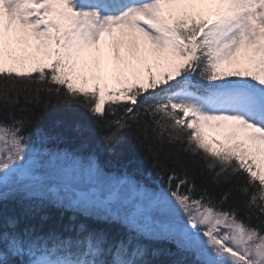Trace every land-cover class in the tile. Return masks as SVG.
Segmentation results:
<instances>
[{
    "label": "snow or ice",
    "instance_id": "obj_1",
    "mask_svg": "<svg viewBox=\"0 0 264 264\" xmlns=\"http://www.w3.org/2000/svg\"><path fill=\"white\" fill-rule=\"evenodd\" d=\"M73 106L108 151L133 137L157 182L48 147L44 114ZM54 165L90 194L48 180ZM8 201L0 264H152L160 242L171 264H264V0H0ZM46 207L72 213L62 230L20 226Z\"/></svg>",
    "mask_w": 264,
    "mask_h": 264
},
{
    "label": "trees",
    "instance_id": "obj_2",
    "mask_svg": "<svg viewBox=\"0 0 264 264\" xmlns=\"http://www.w3.org/2000/svg\"><path fill=\"white\" fill-rule=\"evenodd\" d=\"M78 124L79 129H77ZM39 127L54 137L49 147L75 150L85 157L89 154L97 156V161L104 170L115 172L126 170L149 186L154 185L158 180L155 170L152 169L133 137H125L115 145L112 151H108L101 142L100 130L95 127L89 114L81 107L53 109L44 114ZM20 211L19 205L14 201H8L5 206H0V216L20 217ZM71 215L70 211L46 207L37 212L34 219L21 218L20 226L35 225L38 231L45 232L49 228L62 230V225L67 223V218ZM42 216H47V219L41 220ZM79 219L82 220L83 217ZM116 231L117 229L112 227L110 235L115 236ZM64 234L67 235V233ZM153 247L161 251L156 256L151 253L148 255L147 258L152 261V264H171L172 261L181 258L177 254L174 243L160 242ZM188 259L191 260V256Z\"/></svg>",
    "mask_w": 264,
    "mask_h": 264
},
{
    "label": "rangeland",
    "instance_id": "obj_3",
    "mask_svg": "<svg viewBox=\"0 0 264 264\" xmlns=\"http://www.w3.org/2000/svg\"><path fill=\"white\" fill-rule=\"evenodd\" d=\"M103 83V82H102ZM109 87H118L115 80L108 81ZM59 149H65L60 147ZM45 175L48 180L59 186L63 190L76 189L81 194L89 195V184L83 177L78 176L75 172L65 170L60 166H52L46 170Z\"/></svg>",
    "mask_w": 264,
    "mask_h": 264
}]
</instances>
